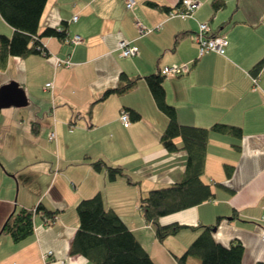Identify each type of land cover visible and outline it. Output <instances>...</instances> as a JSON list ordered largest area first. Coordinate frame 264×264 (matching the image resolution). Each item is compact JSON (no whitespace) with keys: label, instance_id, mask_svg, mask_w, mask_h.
<instances>
[{"label":"crops","instance_id":"0c3cea01","mask_svg":"<svg viewBox=\"0 0 264 264\" xmlns=\"http://www.w3.org/2000/svg\"><path fill=\"white\" fill-rule=\"evenodd\" d=\"M198 1L190 17L168 14L183 8L181 0H135L132 11L126 0H47L38 33L58 27L66 30V38L39 36L42 52L9 55L0 68V89L17 84L26 97L23 105L0 108V264H94L70 249L80 222L77 205L98 192L156 264H180L176 255L185 252L202 225L216 222V241L244 244L242 264L264 261V65L252 72L264 58V0H224L217 10L212 0ZM135 18L153 30L140 34ZM200 21L209 23L210 33L228 39L224 53L199 55L194 34ZM13 33L0 13V34ZM75 34L81 42L71 41ZM122 39L137 45L138 52L123 56ZM58 59H68L70 65ZM183 63L189 71L164 79L178 121L204 127L234 124L242 135L210 132L202 178L214 197L162 216L161 223L183 227L161 241L140 198L152 188L180 181L188 152L163 146L169 118L144 76ZM123 73L138 77L137 83L101 99ZM48 82L53 85L46 87ZM129 108L140 117L133 120ZM122 110L129 112L128 126L120 119ZM174 141L180 143L181 137ZM99 158L124 166L138 183L125 175L111 179L105 165H92ZM224 163L234 165L230 176ZM40 202L58 211L54 223L37 214L34 232L21 241L3 232L16 208ZM186 264L201 263L189 256Z\"/></svg>","mask_w":264,"mask_h":264},{"label":"trees","instance_id":"16d2710c","mask_svg":"<svg viewBox=\"0 0 264 264\" xmlns=\"http://www.w3.org/2000/svg\"><path fill=\"white\" fill-rule=\"evenodd\" d=\"M46 2L47 0H0L2 17L14 27L11 37L0 34V68L6 66L9 55L26 56L42 52L39 36H57L62 40L66 38V30L58 27L49 26L38 33ZM211 3L215 10L225 5L224 0H212ZM149 4L165 10L171 9L152 1ZM263 65L264 58L252 67V72L257 74ZM144 77L158 107L169 118L161 136L163 146L169 151L186 149L188 152L180 181L152 188L140 198V207L146 220L154 225L158 239L164 241L168 236L176 234L183 225L177 222L163 224L160 220L162 216L214 197L211 185L202 178L206 169L210 132L218 131L240 137L242 128L224 122H216L209 127L181 124L177 119L175 106L166 98L165 75L158 71ZM137 81L138 77L132 78L123 73L116 86L103 91L101 99L112 93L124 92ZM129 111L133 120L140 117L139 112L133 108H129ZM177 136L181 137L180 143L174 141ZM92 165L97 169L105 165L111 179L117 175H125L129 181L138 183L120 164L112 166L99 158L93 160ZM224 169L226 175L230 176L234 165L224 163ZM77 211L80 222L72 240L71 253L82 254L94 264H156L119 214L113 208L105 206L101 193L82 199L77 205ZM57 213V210L50 209L42 202L34 208L19 207L7 218L2 230L15 241H21L34 232V218L37 214L46 223L52 224ZM217 223L202 225L200 233L185 252L176 255L180 264H186L189 256L198 257L201 264H242L244 244L238 239H233L228 245L216 241L213 232ZM253 264H264V261Z\"/></svg>","mask_w":264,"mask_h":264},{"label":"built area","instance_id":"2783aa9c","mask_svg":"<svg viewBox=\"0 0 264 264\" xmlns=\"http://www.w3.org/2000/svg\"><path fill=\"white\" fill-rule=\"evenodd\" d=\"M127 1V9L133 10L135 5V0H126ZM200 2L198 0H181V5L183 8L181 10L175 11L171 10L168 12L170 16H190L192 17L195 10L200 6ZM76 18V16H74ZM135 24L138 29V32L140 34H144L147 32L152 31L153 29L150 27L145 26L138 18H135ZM211 28L207 21H200L198 30L195 32L194 37L198 45L199 55H202L204 53L215 51L217 53H224L226 46L228 44V39L224 35H216L210 33ZM73 43H78L82 41V36L79 34H75L73 38L71 39ZM119 47L121 50V54L123 56H131L135 55L138 52V46L135 44H132L128 40L122 39L119 42ZM62 61L65 63V65H70V61L68 59L60 60L58 59V63ZM190 66L188 63H183L179 65H170L165 66L162 68L161 72L164 75H170V74H181L184 72L189 71ZM253 81L255 87L257 86V78L253 76ZM52 82H48L46 84V87L52 86ZM120 119L124 123V125L128 126L131 123L129 112L126 110H122L120 113ZM50 137H55V132L52 131L50 133ZM65 264V263H64Z\"/></svg>","mask_w":264,"mask_h":264},{"label":"water","instance_id":"95a60500","mask_svg":"<svg viewBox=\"0 0 264 264\" xmlns=\"http://www.w3.org/2000/svg\"><path fill=\"white\" fill-rule=\"evenodd\" d=\"M26 103L24 91L17 84H7L0 89V108L10 104Z\"/></svg>","mask_w":264,"mask_h":264}]
</instances>
